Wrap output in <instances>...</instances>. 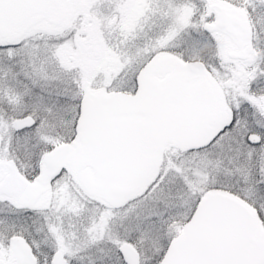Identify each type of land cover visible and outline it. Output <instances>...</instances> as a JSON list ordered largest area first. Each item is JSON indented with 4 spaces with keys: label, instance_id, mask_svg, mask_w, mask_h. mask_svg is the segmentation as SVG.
Segmentation results:
<instances>
[{
    "label": "snow or ice",
    "instance_id": "snow-or-ice-1",
    "mask_svg": "<svg viewBox=\"0 0 264 264\" xmlns=\"http://www.w3.org/2000/svg\"><path fill=\"white\" fill-rule=\"evenodd\" d=\"M0 264H264V0H0Z\"/></svg>",
    "mask_w": 264,
    "mask_h": 264
}]
</instances>
